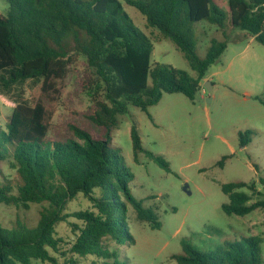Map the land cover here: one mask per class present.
Instances as JSON below:
<instances>
[{
    "label": "trees",
    "instance_id": "1",
    "mask_svg": "<svg viewBox=\"0 0 264 264\" xmlns=\"http://www.w3.org/2000/svg\"><path fill=\"white\" fill-rule=\"evenodd\" d=\"M135 7L149 27L159 30L183 53L196 76L170 65L152 64L153 45L139 32L123 7ZM0 13V90L7 92L28 80H40V96L33 105L16 104L5 126L0 125V162H8L17 181L0 185V204L28 210L43 205L39 219L29 226L17 218L12 228L0 225V264H124L116 245L135 242L127 223L131 205L142 222L161 226L158 217L137 200L130 183L134 175L113 144L118 116L129 106L141 111L155 105L163 93H180L194 101L208 70L226 51L228 37L212 39L204 57L190 33L206 21L222 31L236 28L264 45V0H228V12L214 0H8ZM77 58L89 72L84 91L91 100L82 123L68 125V135L50 138L54 107L61 85ZM135 160L144 151L139 130L132 124ZM241 146L247 141L240 135ZM168 169L159 156L150 154ZM224 159L221 160V163ZM1 173V171H0ZM256 183L222 185L228 202L226 215L246 216L264 208V198L250 203L251 194L264 197V178ZM15 187V188H14ZM16 189V192H14ZM247 189V190H244ZM83 195L90 207L67 212L68 203ZM72 219V220H70ZM70 221L72 238L56 232ZM260 237L242 236L214 250L182 241L177 264H263Z\"/></svg>",
    "mask_w": 264,
    "mask_h": 264
},
{
    "label": "rangeland",
    "instance_id": "2",
    "mask_svg": "<svg viewBox=\"0 0 264 264\" xmlns=\"http://www.w3.org/2000/svg\"><path fill=\"white\" fill-rule=\"evenodd\" d=\"M122 2L136 29L153 45L151 63L170 65L195 77L181 50L159 30L149 27L138 9ZM214 2L228 12V0ZM8 12V0H0V13ZM224 33L228 37L227 49L206 73L208 79L202 82L201 92L194 101L180 93H163L148 112L130 105L127 114L118 116L113 144L121 149L124 165L134 175L130 190L145 208L156 214L161 224L152 228L150 223L140 221L135 209L128 206L126 219L135 242L130 246L110 242L109 246L112 250L119 249L124 264H177L172 255L182 252L183 240L206 251L242 236L264 240V208L246 216L226 215L222 210V204L228 202L223 184L254 182L257 190L263 192L259 179L264 178V45L241 30L222 31L206 21L195 23L190 37L198 54L204 57L210 41L224 40ZM88 76L84 61L77 58L61 85L50 138L68 135V125L82 123L89 113L92 104L84 91ZM205 82L211 84L210 89H205ZM40 85V80H28L7 92L0 90L2 127L16 104L35 103L40 96ZM133 123L144 148L137 160L130 135ZM241 134L247 141L244 147L240 143ZM151 153L161 157L168 169L157 163ZM0 171V185L15 186L17 175L8 162H0ZM249 193L250 203L264 198ZM42 206L31 204L24 210L0 204V225L12 228L19 218L34 226ZM89 207L90 203L80 194L68 203L66 211ZM56 232L71 239L70 221L59 223ZM261 248L264 259V241ZM95 262L91 256L83 260V264ZM32 264L44 263L33 260Z\"/></svg>",
    "mask_w": 264,
    "mask_h": 264
},
{
    "label": "water",
    "instance_id": "3",
    "mask_svg": "<svg viewBox=\"0 0 264 264\" xmlns=\"http://www.w3.org/2000/svg\"><path fill=\"white\" fill-rule=\"evenodd\" d=\"M203 86L205 87V89H210L211 84H210L209 82H205V83L203 84ZM184 189L187 190V185L185 186Z\"/></svg>",
    "mask_w": 264,
    "mask_h": 264
},
{
    "label": "crops",
    "instance_id": "4",
    "mask_svg": "<svg viewBox=\"0 0 264 264\" xmlns=\"http://www.w3.org/2000/svg\"><path fill=\"white\" fill-rule=\"evenodd\" d=\"M206 79H208L207 76H205V78L203 79V81H205ZM203 81H202V82H203Z\"/></svg>",
    "mask_w": 264,
    "mask_h": 264
}]
</instances>
